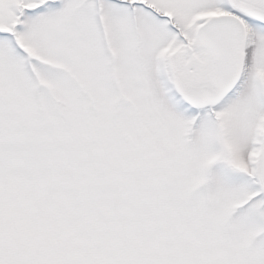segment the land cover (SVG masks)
Masks as SVG:
<instances>
[{
	"label": "snow or ice",
	"instance_id": "obj_1",
	"mask_svg": "<svg viewBox=\"0 0 264 264\" xmlns=\"http://www.w3.org/2000/svg\"><path fill=\"white\" fill-rule=\"evenodd\" d=\"M0 264H264V0H0Z\"/></svg>",
	"mask_w": 264,
	"mask_h": 264
}]
</instances>
